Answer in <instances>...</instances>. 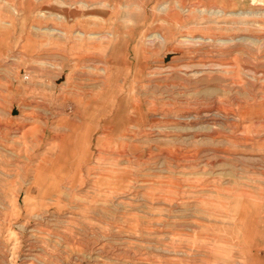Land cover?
Here are the masks:
<instances>
[{"label": "rangeland", "instance_id": "374dc122", "mask_svg": "<svg viewBox=\"0 0 264 264\" xmlns=\"http://www.w3.org/2000/svg\"><path fill=\"white\" fill-rule=\"evenodd\" d=\"M0 264H264V0H0Z\"/></svg>", "mask_w": 264, "mask_h": 264}, {"label": "bare ground", "instance_id": "6f19581e", "mask_svg": "<svg viewBox=\"0 0 264 264\" xmlns=\"http://www.w3.org/2000/svg\"><path fill=\"white\" fill-rule=\"evenodd\" d=\"M160 36V35H159ZM95 110H98V109H95ZM107 112H111V111H107Z\"/></svg>", "mask_w": 264, "mask_h": 264}, {"label": "crops", "instance_id": "0c3cea01", "mask_svg": "<svg viewBox=\"0 0 264 264\" xmlns=\"http://www.w3.org/2000/svg\"><path fill=\"white\" fill-rule=\"evenodd\" d=\"M102 118V117H101ZM101 118H100V120L99 121H101Z\"/></svg>", "mask_w": 264, "mask_h": 264}]
</instances>
